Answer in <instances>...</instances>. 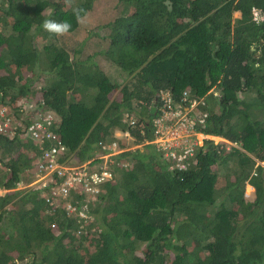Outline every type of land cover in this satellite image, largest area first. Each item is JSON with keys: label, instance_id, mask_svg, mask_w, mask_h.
<instances>
[{"label": "trees", "instance_id": "1", "mask_svg": "<svg viewBox=\"0 0 264 264\" xmlns=\"http://www.w3.org/2000/svg\"><path fill=\"white\" fill-rule=\"evenodd\" d=\"M94 1L0 0V102L15 111L0 188L35 175L40 151L23 131L42 113L69 163L122 149L88 205L80 185L66 197L53 183L0 193V264H264V0H121L105 44L85 56L42 29L49 14L75 29ZM161 90L175 106L188 104L184 90L202 97L196 128L223 138L205 137L182 169L151 141Z\"/></svg>", "mask_w": 264, "mask_h": 264}, {"label": "built area", "instance_id": "2", "mask_svg": "<svg viewBox=\"0 0 264 264\" xmlns=\"http://www.w3.org/2000/svg\"><path fill=\"white\" fill-rule=\"evenodd\" d=\"M187 93V90L183 91V100H187L188 104L175 106L170 92L161 90L160 95L163 100L161 112L153 119L154 137L151 141L156 143L164 155L170 156L175 161L171 167L176 166L178 169L186 167L187 159L209 135L196 128L198 123L204 121L206 115L197 106L202 97L190 99L187 98ZM214 94L217 92L214 91ZM18 110L22 111L23 107ZM13 112L15 111L9 109L5 103L0 102V135L12 134L15 131ZM51 125L52 114L46 112L33 119L24 128V135L32 138L39 148V162L33 178L28 183L18 181L15 187L20 189L24 186L35 185L42 188L49 187L53 183L51 188L54 192L66 197L71 188L80 185V190L88 196L86 199L88 205L89 200L96 199L101 191L102 183L111 177L108 169V162L112 160L111 156L122 149L117 147V141H113L108 145V150L98 155L95 160L69 163L67 159H62L67 146L61 138L57 137ZM116 133L129 135L127 130ZM44 139L51 140V142L45 145ZM5 191L6 189L0 188V193ZM66 205L69 212L75 211L76 207L70 201ZM79 213L83 214V211L80 210Z\"/></svg>", "mask_w": 264, "mask_h": 264}, {"label": "rangeland", "instance_id": "3", "mask_svg": "<svg viewBox=\"0 0 264 264\" xmlns=\"http://www.w3.org/2000/svg\"><path fill=\"white\" fill-rule=\"evenodd\" d=\"M121 0H95L91 9L80 18L78 26L70 30L64 36H60L61 41H66L69 44H76L78 48L81 49L80 56H85L87 54H94L98 49H100L105 44V39L103 36L109 31V28L105 26L109 21H111L119 12L121 8ZM237 15V13H234ZM94 59L97 60L99 65L107 72L113 80H121V71L119 68L111 63L104 55L98 53L94 55ZM39 110L36 115H39ZM120 131V130H117ZM116 131V132H117ZM115 135L118 138H122L126 142V148H134L139 146L135 144L133 138L129 135L118 134ZM207 137L213 138L216 142L222 140L223 138L217 135H207ZM245 187V198H254V189L252 188L251 193H247V186ZM18 189L16 187L12 189H7L6 191H12Z\"/></svg>", "mask_w": 264, "mask_h": 264}, {"label": "clouds", "instance_id": "4", "mask_svg": "<svg viewBox=\"0 0 264 264\" xmlns=\"http://www.w3.org/2000/svg\"><path fill=\"white\" fill-rule=\"evenodd\" d=\"M67 3H71V0H66ZM256 17L259 21L260 18V10H254ZM74 15H77V17L79 18V9H73ZM42 29L44 31H46L47 33H49L50 35L53 36H64L65 34H67L72 25L69 21L67 20H56L51 18V14H49V18H46L43 20L42 25H41Z\"/></svg>", "mask_w": 264, "mask_h": 264}, {"label": "crops", "instance_id": "5", "mask_svg": "<svg viewBox=\"0 0 264 264\" xmlns=\"http://www.w3.org/2000/svg\"><path fill=\"white\" fill-rule=\"evenodd\" d=\"M253 188V187H252Z\"/></svg>", "mask_w": 264, "mask_h": 264}]
</instances>
